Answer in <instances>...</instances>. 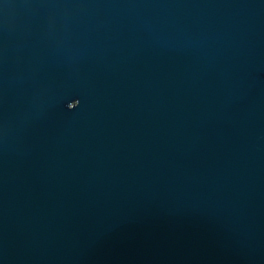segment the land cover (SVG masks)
Returning <instances> with one entry per match:
<instances>
[{"label":"water","instance_id":"obj_1","mask_svg":"<svg viewBox=\"0 0 264 264\" xmlns=\"http://www.w3.org/2000/svg\"><path fill=\"white\" fill-rule=\"evenodd\" d=\"M0 264H264V0H0Z\"/></svg>","mask_w":264,"mask_h":264}]
</instances>
